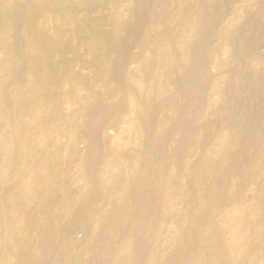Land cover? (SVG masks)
<instances>
[{"label": "bare ground", "instance_id": "bare-ground-1", "mask_svg": "<svg viewBox=\"0 0 264 264\" xmlns=\"http://www.w3.org/2000/svg\"><path fill=\"white\" fill-rule=\"evenodd\" d=\"M221 1H102L113 23L72 37L87 76L60 51L85 2L0 0V264H264V64L238 40L263 28Z\"/></svg>", "mask_w": 264, "mask_h": 264}, {"label": "rangeland", "instance_id": "rangeland-1", "mask_svg": "<svg viewBox=\"0 0 264 264\" xmlns=\"http://www.w3.org/2000/svg\"><path fill=\"white\" fill-rule=\"evenodd\" d=\"M83 2L82 3H84V5L83 6H79V7H77L76 8V10L75 11H73V14H72V12H71V16H72V18H70L69 16V18H67V20L66 21H69V22H67L66 23V25H68V26H66V28L69 30H65L66 32H62L61 34H63V38H62V42H61V44H63V46H62V48L60 49V51H62L63 49V55H65L66 57H63V58H65V60H67L68 61V63L70 64V66H71V64L73 65V67L75 66V69L74 68H72L73 70H76V71H81V69H82V71H84V72H87L88 73V75L87 76H90V74H92V71H91V67H90V65L88 64V63H84V62H82L81 61V59H83V56H85V46H86V43L85 42H87L88 40H90V39H92L93 37H92V35H94L93 33L91 34V36H90V33H88L89 34V37H88V34H86L87 36V41H84V40H82V41H80V40H76L75 38H72L73 37V35H74V33H76L77 31H85L86 30V26L88 25V22L89 21H93L94 19H98V21H97V19L96 20H94V21H97V24H98V26L100 25V29L102 30V31H104L105 29H107L108 27H109V25L110 24H112L113 22H110L109 20V17L110 16H108L109 14V11L107 10L108 8H106V5H104V2H102V1H104V0H82ZM239 3H242L241 2V0H237ZM236 0H222L221 2H220V4L226 9V8H228L229 6H231L232 4H234L235 2H237ZM251 1V0H250ZM255 2V3H257V8H256V10L258 9V10H260V11H258V15H254V17H253V24L255 23L256 25H257V27L260 25L261 26V28H263V30L261 31V33H257L258 31L257 30H259L260 29V27H258L257 28V30H256V32H255V34L259 37V39H260V42H257V43H255L256 42V39H257V41H259V39H258V37L256 36H254L255 34H254V32L252 33V34H249V35H241V34H238V40H241L242 39V44H246V43H248L249 41L250 42H252V43H248V45L250 44L251 46H250V48L251 49H248V50H246L247 52L248 51H251V52H244V54L243 55H248L249 53L251 54L252 53V56H251V59L248 57V58H246L245 56H243V58H242V56H241V59L240 60H242L243 59V62L242 61H240L241 63L240 64H243V63H245L246 62V60L248 59L249 61H251L252 60V62L253 63H257V64H264V19H263V21H262V18H264V17H262V16H264V14L262 15V13H264V0L263 1H258V0H252L251 2ZM257 1V2H256ZM237 2V3H238ZM174 3H176V2H174ZM181 5L180 4V2H178V3H176L175 5H172V6H176V5ZM178 5L176 6V8L178 7ZM172 6H168V7H165L164 8V13H163V15L167 12V10L169 9V7L171 8ZM182 6L183 5H181V6H179L178 8L179 9H181L182 8ZM173 8V7H172ZM260 8V9H259ZM165 9H167V10H165ZM171 10V9H170ZM150 12H151V10H149ZM148 11V14L146 13H143V17H142V19L144 20V21H148V19H150V16H152V15H149V14H151L150 12ZM169 11V10H168ZM263 11V12H262ZM21 11H19V14H21L20 13ZM146 15V17H145V15ZM167 14V13H166ZM225 14V13H224ZM255 14H257V12L255 13ZM149 15V16H148ZM107 16V17H106ZM166 16V15H165ZM167 16H168V14H167ZM167 16L165 17V18H167ZM170 17V16H169ZM169 17H168V19H169ZM226 17L227 18H229L230 17V15L226 12ZM262 17V18H261ZM261 18V19H260ZM69 19V20H68ZM101 19V20H100ZM112 19V18H111ZM170 19H171V17H170ZM169 19V20H170ZM99 20H100V22H99ZM172 20V19H171ZM74 21V22H73ZM112 21V20H111ZM262 21V22H261ZM73 22V23H72ZM110 22V23H109ZM172 22H175V21H172ZM87 23V24H86ZM100 23V24H99ZM121 23L123 24H125L126 25V21L125 20H121ZM129 23V22H128ZM173 25H175L176 24V22L175 23H172ZM259 24V25H258ZM128 25V24H127ZM71 28H70V27ZM171 28H172V30L174 29L173 27H175V26H171V24L169 25ZM247 26V25H246ZM99 28V27H98ZM169 28V27H168ZM171 28H169V30H171ZM247 28H249V27H245V29H247ZM74 29V30H73ZM85 29V30H84ZM76 30V31H75ZM98 30V29H97ZM168 30V29H167ZM171 30V31H172ZM261 30V29H260ZM260 30H259V32H260ZM73 33H72V32ZM100 31V30H99ZM101 31V32H102ZM170 31V32H171ZM101 32H99V33H101ZM263 32V33H262ZM98 33V32H97ZM65 34V35H64ZM124 34V33H123ZM259 34H262V35H260L259 36ZM215 34H211L210 35V40H212V42L209 40V43L211 44H215V43H217L218 41H219V39L216 37L217 35H215ZM62 36V35H61ZM125 36V34L123 35V37ZM211 36L213 37L212 39H211ZM242 36H244V37H242ZM85 37V38H86ZM66 38V39H65ZM71 38V39H70ZM127 38V37H126ZM126 38H124V41H127L126 40ZM216 38V39H215ZM61 39V38H60ZM75 39V40H74ZM246 39V40H245ZM72 40V41H71ZM74 40V41H73ZM86 40V39H85ZM217 40V41H216ZM253 40L255 41L254 43H253ZM262 40V41H261ZM64 41V42H63ZM70 41V42H69ZM77 41V42H76ZM216 41V42H215ZM83 42V43H82ZM214 42V43H213ZM65 43H66V45H65ZM70 43V44H69ZM81 43V44H80ZM85 43V44H84ZM125 43V42H124ZM68 44V45H67ZM83 44V45H82ZM126 44H127V42H126ZM211 44V45H212ZM252 44H254L253 45V47H252ZM85 45V46H84ZM75 46V47H74ZM124 46H125V44H124ZM127 46V45H126ZM68 47V48H67ZM77 48V49H76ZM79 48V49H78ZM129 48H131V49H128V47H126V49H125V51H127V53H129V52H131V50H132V47H131V45H130V47ZM68 49V50H67ZM82 49H83V51H82ZM76 50V51H75ZM252 50L254 51V53L252 52ZM67 51H68V54H67ZM76 52V53H75ZM79 52V53H78ZM80 53L83 55H80ZM125 54H126V52H125ZM129 56V54L128 55H125V57H128ZM223 56V55H222ZM221 56V57H222ZM249 56V55H248ZM72 57V58H71ZM210 57H214V55H212V56H210ZM209 57V58H210ZM225 57V56H224ZM67 58V59H66ZM74 58H75V60H74ZM85 58V57H84ZM129 58V57H128ZM127 58V60H126V58L124 59V63H128L129 62V60L130 59H128ZM208 58V59H209ZM245 58H246V60H245ZM73 59V60H72ZM79 59V60H78ZM212 58H210L209 60H207V63L208 62H213L214 63V59L215 58H213L212 60H211ZM126 60V61H125ZM247 60V61H248ZM74 61V62H73ZM128 61V62H127ZM73 62V63H72ZM76 62V63H75ZM78 62V63H77ZM79 62H82V63H79ZM87 64H88V66H87ZM129 64V63H128ZM78 67H77V66ZM79 65H81V67L79 66ZM207 65H209V66H211L212 64L210 63H208ZM84 66V67H83ZM213 66V65H212ZM81 68V69H80ZM87 68V69H86ZM88 68H90L89 70H88ZM207 68L209 69V71H210V68L207 66ZM213 68V67H212ZM211 68V69H212ZM213 69H215V70H213ZM212 70L214 71H212L211 70V72H210V74L211 75H213L214 73H216L217 72V70H216V68H213ZM90 73H89V72ZM216 71V72H215ZM215 75V74H214ZM226 79H227V77H226ZM225 79V80H226ZM225 80H223V82H225ZM228 80H229V82H231V80L228 78ZM221 80H220V82H219V85L220 86H223L224 85V83H222L221 84ZM226 82H227V80H226ZM228 83V82H227ZM209 85H212L210 82L208 83ZM208 84L206 83L205 85H204V88H206V89H204V90H206L205 92H207L206 94H208V96H210L212 93H211V89H212V87L211 86H208ZM228 84H230V83H228ZM205 86H207V87H205ZM228 86V85H227ZM227 86H224V88H226ZM209 87V88H208ZM211 87V88H210ZM208 91H210L209 93H208ZM213 91V90H212ZM210 94V95H209ZM211 97H212V95H211ZM250 102H253L252 101V99L250 100ZM258 102V101H257ZM246 104L247 103H249L248 102V100H246V102H245ZM245 103H243L244 105H245ZM239 105V104H238ZM241 105H242V103H241ZM241 105L240 106H238L239 108L241 107ZM243 105V106H244ZM164 108H168L167 110H170L171 111V109L169 108V107H163L162 109H161V111H162V113H164V114H166L167 115V111H164ZM238 108V109H239ZM245 108V107H244ZM243 108V109H244ZM166 110V109H165ZM166 112V113H165ZM169 112V111H168ZM204 112V111H203ZM205 113V112H204ZM204 113H201V115L200 116H204V118H205V120H202V118L200 117V116H197V118L198 117H200L198 120H197V118H196V121H195V128H196V126L199 124V126H200V124L202 125V123H203V126H204V124H205V122H206V114H204ZM169 114H171V113H168V115ZM202 114H204V115H202ZM165 115V116H166ZM167 115V116H168ZM203 118V119H204ZM201 119V120H200ZM199 120H200V122H199ZM198 122V123H197ZM208 122H209V120H208ZM208 122H206L207 124H209ZM1 123H3V122H0V125H4V124H1ZM196 123H197V125H196ZM199 126H197L198 128H199ZM201 127V126H200ZM197 129V128H196ZM108 130H110L111 131V129L109 128ZM50 137V136H49ZM174 137H177L178 138V136L177 135H175ZM173 137V138H174ZM51 138V137H50ZM50 138H48V142L51 140ZM50 139V140H49ZM196 140V139H195ZM194 140V141H195ZM198 141H195V144L197 145V146H199L198 145V143H197ZM49 144V143H48ZM193 144V145H192ZM191 145V146H190ZM196 145H194V143L192 142V143H190V144H188V146H189V149H190V151L188 152V154H189V160H191V161H189V160H185L184 161V165L182 164V165H180V167L182 166H185V167H183V169L184 168H186V166L188 165V164H190V163H193L194 162V157H195V155H196V153H195V151L196 150H198V148H197V146ZM207 146H205V147H209V144H206ZM76 146L78 147V150H82V148L84 147V143L82 142V140L80 139V140H78L77 142H76ZM188 146H186V147H188ZM194 147H196V150L194 151ZM204 147V146H203ZM203 147H201V149L203 150ZM204 147V148H205ZM186 149V148H185ZM200 149V148H199ZM201 149L199 150V151H201ZM188 150V149H187ZM206 149H204L203 150V152L205 151ZM60 152H62V149H61V151ZM73 157H71L70 159H71V161H69V160H67L65 163H67V164H64V166H65V170L67 171V169H68V175H67V178H68V180L69 179H72V178H70V176H74L75 174V167H74V165H76V163H77V161H73V159H72ZM74 159H76V157L74 158ZM190 163H189V162ZM185 162H186V165H185ZM69 163V164H68ZM188 163V164H187ZM190 165H192V164H190ZM67 166H69L68 168H67ZM189 167V165L187 166V168ZM67 168V169H66ZM179 169H182V168H179ZM73 174V175H72ZM183 180H181V181H179V182H182ZM185 181H183V183H181V184H185L184 183ZM72 182H70V183H68L69 184V187H68V193L70 192L71 193V191H73L72 193H74V191H75V188H74V186H75V184L74 183H72ZM1 185H0V191L1 192H3V189H4V186L2 187V185H4L3 183H0ZM70 184H71V186H70ZM181 184H179V187H181V189L183 188V185H181ZM181 185V186H180ZM179 187H178V189H179ZM185 187V186H184ZM3 188V189H2ZM72 189V190H71ZM181 189H180V191H181ZM179 191V190H178ZM1 192H0V194H1ZM68 194V195H72V193L71 194ZM100 201L102 202V200H99V201H97L98 203H100ZM176 201V200H175ZM174 200H173V204H174V207L176 206L177 208H173L174 209V211L172 212V215L173 214H175V215H170L168 218L169 219H171V218H173V217H177V214H176V212L178 211V209L180 208V206L182 205L181 203H179V202H177V203H174L175 202ZM168 203H170V201L168 202ZM172 203H171V205H172ZM179 203V204H178ZM101 205H102V203H100ZM181 204V205H180ZM97 205H99V204H95V205H93V208H95L94 206H97ZM101 205H99V206H101ZM98 206V207H99ZM179 206V207H178ZM172 207H173V205H172ZM97 208V207H96ZM62 217L63 216H61V218H60V216L59 217H57V219L58 218H60V220H62ZM171 217V218H170ZM168 220V219H167ZM77 228H74V230H71L70 231V235L72 234L74 237H76V239L78 240V241H81L82 239H83V237H84V233L83 232H81V231H79L78 229L76 230ZM72 232V233H71ZM69 235V236H70ZM71 235V236H72Z\"/></svg>", "mask_w": 264, "mask_h": 264}]
</instances>
